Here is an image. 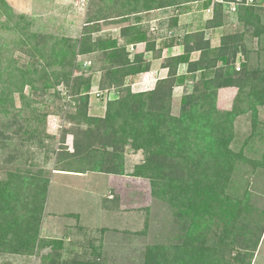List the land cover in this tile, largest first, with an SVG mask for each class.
Returning a JSON list of instances; mask_svg holds the SVG:
<instances>
[{
  "label": "rangeland",
  "instance_id": "rangeland-1",
  "mask_svg": "<svg viewBox=\"0 0 264 264\" xmlns=\"http://www.w3.org/2000/svg\"><path fill=\"white\" fill-rule=\"evenodd\" d=\"M5 1L13 17L6 21L0 15V264H177L178 258L183 264L190 257L182 252L192 254L190 241L209 238L215 245L221 237L233 250L225 264H264V100L254 108L243 101L229 124L218 121L216 113L232 112L239 94L235 85H217L218 70L230 66L228 53L204 71L189 74L183 64L171 72V59L185 52V38L197 35L218 49L220 39L235 31L242 41L234 70L241 73L244 64L254 69L258 38L247 22L254 14L264 24V1L248 3L253 11L246 14L239 11L245 0H235L217 14L220 27L212 24L213 7L223 0L129 17L115 8L123 0ZM165 19L176 20L170 48L162 44L169 22L157 26ZM130 24L144 30L148 25L155 33L157 46L164 47L158 59L156 53H145L143 42L127 44L137 36L119 38ZM111 38L125 47L124 58L142 54L149 70L123 76L124 68L108 63L113 50L95 43ZM64 41L70 43L69 67L47 65L34 56L44 48L52 64L53 44ZM85 49L90 53H81ZM200 54L191 51L187 61H197ZM40 66L46 74L34 73ZM113 69L123 70L110 80ZM38 78L48 87L34 82L38 90L33 91L27 81ZM78 89L85 100L74 96ZM108 89H121L123 98L107 105L116 98ZM178 135L181 148L175 144ZM217 160L227 162L225 179ZM204 173L209 176L205 181ZM188 178L224 189L218 193L223 203L248 197L252 214L224 235L223 217L210 231L202 220L193 223L167 188L186 185ZM216 250L204 251L219 258ZM237 252L246 255L243 262L235 261Z\"/></svg>",
  "mask_w": 264,
  "mask_h": 264
},
{
  "label": "trees",
  "instance_id": "trees-1",
  "mask_svg": "<svg viewBox=\"0 0 264 264\" xmlns=\"http://www.w3.org/2000/svg\"><path fill=\"white\" fill-rule=\"evenodd\" d=\"M104 2V0H102ZM124 3L120 4L119 6H115L116 10L125 14V17H129L130 14H134V13H140V12H158L160 10H162L163 8L166 7H171L174 6L176 8H189L193 3H199V2H204L206 0H170V1H160V0H123ZM264 1V0H263ZM262 0H251L246 1L245 0V4H241L239 5V11H243L246 14H250L253 10L250 9L251 7H253V5H248V3H252V2H257L258 4H263L261 2H263ZM235 2V0H223L222 3H216L214 4L213 7V22L212 24L214 25V27H220L222 25V21H221V17H217V14L219 16L220 11H222V9H228V5L230 3ZM113 1L110 2V5H113ZM248 5V6H246ZM0 15H4L6 17V21L7 19H11L12 20V10L11 8L7 5V2L5 0H0ZM254 15V14H253ZM250 16L249 21L247 22V26L252 27V33L251 35L253 37H257V51L255 52L256 55V66L254 69H249L247 68L246 64H244V69L242 70L241 73H236L233 67V63L236 61V56H237V52H238V47L239 44L241 45V41H242V34L240 33H236L234 35H224V37H222L220 39L221 43H220V47L217 49H210V47H208V43H201L200 39H197V35L195 36H191V37H187L185 38V52L179 56H175L171 59V72L174 73L176 68H178L179 66L183 65V64H187V70L189 72V74L195 72L197 69L201 72L204 71L206 68H211L214 67L215 61L217 60V58H219L220 56H222L223 54L228 53L230 60V66H227L228 68L226 69H220L217 72V77L218 82L217 85L218 86H222V85H235L238 87L239 89V94L237 95V98L235 99V103H234V107H233V111L230 113H223L221 115H218V113H216V118L218 119V121L221 122H225L227 124L230 123V121L237 115V109L240 103H242L243 101L246 102V104L249 105V108H254V106L261 104V101L264 100V68H262L261 66L264 63V24L262 25L260 23L259 18L255 15V16ZM22 18V17H21ZM167 19H165L164 22H160L159 24H157V26L160 27V25L165 26V24H167V30L169 31V36L166 37L164 39V41L162 42V44L164 45V47L166 48H170L173 47L175 45V31H174V24L176 25V20H172V21H167ZM5 29H9L7 28V26L4 27ZM96 29V28H94ZM97 31V30H96ZM93 32V31H91ZM137 36L134 40V42L132 43H127L128 45H136L138 42H143L145 44V53H156L157 55H155V59L159 58L160 53L162 52V50L164 49V47H158L157 45V39L155 36V33L151 32L149 30V26L146 25V29L144 30L143 28L139 27V25L137 24V26L135 24H130L127 27L122 28V30L120 31L119 34V38L124 39L126 37H134ZM151 36V37H149ZM87 41H90V37L88 36ZM118 40L117 39H110L107 43L104 44V41L101 39H97L96 40V44H101L103 46V48H108V49H112L113 52L111 54H109V60L108 63L110 65H119L120 68H124L123 69H116L113 71V73H111L110 75V80H111V76H113V78H115L114 76L116 74H118V72H120L121 70L125 71L123 74V76L125 75H135V74H140L142 72H147L149 70V63L147 61L141 60L142 59V54H136L134 55V57L132 58V60L127 58V55L124 58V46H118L117 45ZM54 46L52 47V52L50 53V56L52 55V57L54 58V62L48 63L47 59L44 56V48L38 49L36 50V54H34V56H37L38 61H42V62H46L47 65H52V66H57L60 68H64L66 66V64H68L67 66L69 67V61H65V56L68 52V49L70 47V43L69 41H64V45H61L60 43H54ZM31 46V50L33 51L36 47ZM95 48V45L93 46ZM33 48V49H32ZM88 49L81 50V53H90V51H87ZM193 50H200V57L197 61L195 62H189L188 60V55L191 51ZM84 51V52H83ZM124 59V60H123ZM9 62H11V59L8 60ZM41 62V63H42ZM228 62V61H226ZM12 65L10 64V67L13 66V61L11 62ZM16 64V63H15ZM34 64V63H33ZM258 64H260V66H258ZM30 65H32V63H30ZM29 65V66H30ZM8 67V66H7ZM27 67V65L25 66ZM9 68V67H8ZM44 67L40 66V69H35L34 73H42L44 72ZM170 69V68H169ZM204 69V70H203ZM28 70V68H27ZM197 70V71H198ZM196 71V72H197ZM30 73V72H28ZM26 74V72L22 75L24 77V75ZM44 74H46L44 72ZM12 73L8 74L7 78H11ZM7 76V75H6ZM64 76H66V74H64ZM54 78V77H53ZM43 79V78H42ZM41 79L38 78L37 81L33 80L31 82L27 81L26 85H29L31 87V90L33 91H37L38 89L35 87L34 82H41L43 84V88L48 87V85L46 84L45 81H40ZM86 83V82H85ZM91 84V82H90ZM89 83H87L89 88ZM259 84L263 85V88L261 90H258L257 87ZM117 88V87H115ZM112 90V89H111ZM111 90L108 89L109 92H111ZM19 93H21V89L18 90ZM112 92L116 95V98H114L113 100L107 101V105L108 103H114L117 100H120L121 98H123L124 95H122V90L121 89H113ZM245 92V97H241V93ZM13 92H8V96L12 95ZM79 94H81V90L78 89V91L74 94L75 97H81V99L85 100L86 99V95L84 96H79ZM212 95V94H211ZM211 96H207V100L210 104L213 105L211 99ZM63 98V97H61ZM70 98V97H69ZM189 99V98H188ZM210 99V100H209ZM86 105V104H84ZM213 108V106H211ZM214 110V108L212 109ZM213 112V111H211ZM216 119V120H217ZM181 135L176 136L175 138L177 139L175 144L178 146V148H181L182 146V142L180 141L179 138H181ZM199 138H202L201 136H199ZM215 156V155H214ZM219 159L218 157H214ZM158 160V159H157ZM159 162V168H162L160 160H158ZM216 163L219 164V175L220 178H226L225 174L227 172V162L224 160V163L221 164V162H219L218 160L216 161ZM157 172H160L159 170H156ZM154 173V171L152 172ZM200 174V173H199ZM156 175V174H155ZM193 174H190L188 177H191ZM202 179L205 181L206 179L209 178V176L207 175V173H204L201 175ZM213 176H218L216 173ZM188 180H190V182L186 185H173L171 184V186L169 185V187H167L168 189H171V197L173 195L174 197V201H176L177 205H179V207H182L185 211V213L188 216L193 217V223H198L202 220V222H204V224L206 225L205 228L207 229L208 227L213 226L214 224H216L215 222L220 221V218H224V225H222V230L220 233H222L223 235L228 233L230 229H239V226L233 225L238 223V221L240 220H246V218L248 216H250L253 212L252 207L249 206V198L248 197H235V198H228L227 201H225L224 203L222 201H219L220 197H218V193H223V190H218L213 183H205L203 181V183H201V181L199 179H194L192 180L191 178ZM33 183L36 182L35 180L32 181ZM167 189V190H168ZM1 196V193H0ZM45 197V191H43L41 193V199L38 201L39 202V211L42 208V201L43 198ZM172 197V198H173ZM215 205H218L217 208L219 209L217 212L213 213V208L215 207ZM246 207H247V213H244L246 211ZM245 210V211H244ZM38 214H40V212H38ZM245 214L244 217H242V215ZM205 215V216H204ZM203 218H206V220H204ZM252 218V217H251ZM218 225V224H217ZM243 229V227H242ZM38 230V229H37ZM208 231H210V229H207ZM33 234L31 236H33L32 238L30 237V244L29 247L30 249H33V246L35 245V235L36 234V229H34ZM202 236V235H200ZM190 238H188L186 241L188 242ZM210 240L212 241L213 239L210 238ZM224 237H221L220 239L217 238V242H215V245L213 243L209 244V238H207L205 241L204 240H200L199 238L194 239L193 241L189 242V245L192 246L191 247V252L190 253H185L182 252V254L189 256L190 258L188 259V261H185L183 264H225L226 262V257L227 255H229L228 253L233 251L231 250V246L232 245H228L226 243H224ZM197 241V242H195ZM258 240L255 241L254 246H256ZM197 243V244H195ZM185 244V243H184ZM183 244V245H184ZM205 244V245H204ZM207 244V245H206ZM211 245L212 248H210L209 246ZM216 246L218 247V249L220 250V254L221 256L219 258H213L211 254H207L206 251H208V253L210 252V250H216ZM183 249H185V247H183ZM206 250V251H204ZM185 251V250H184ZM216 253L217 250L215 251ZM189 254V255H188ZM207 254V255H206ZM246 255L241 254L239 252H237L235 254V261H240L243 262V258ZM177 260V264H181L179 263V258L178 259H174ZM75 264H83L82 262H76Z\"/></svg>",
  "mask_w": 264,
  "mask_h": 264
},
{
  "label": "built area",
  "instance_id": "built-area-1",
  "mask_svg": "<svg viewBox=\"0 0 264 264\" xmlns=\"http://www.w3.org/2000/svg\"><path fill=\"white\" fill-rule=\"evenodd\" d=\"M81 1H85V0H81ZM250 1H251V0H249V2H250ZM97 96H100L99 93H97Z\"/></svg>",
  "mask_w": 264,
  "mask_h": 264
}]
</instances>
